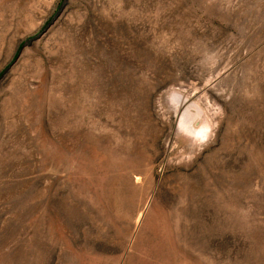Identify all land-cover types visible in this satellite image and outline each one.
<instances>
[{
    "label": "rangeland",
    "instance_id": "374dc122",
    "mask_svg": "<svg viewBox=\"0 0 264 264\" xmlns=\"http://www.w3.org/2000/svg\"><path fill=\"white\" fill-rule=\"evenodd\" d=\"M0 264H264V0H0Z\"/></svg>",
    "mask_w": 264,
    "mask_h": 264
}]
</instances>
